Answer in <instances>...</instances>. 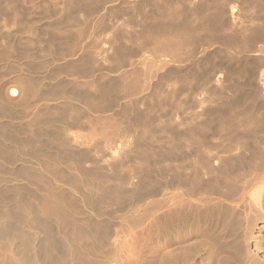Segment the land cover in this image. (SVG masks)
<instances>
[{
	"label": "bare ground",
	"instance_id": "1",
	"mask_svg": "<svg viewBox=\"0 0 264 264\" xmlns=\"http://www.w3.org/2000/svg\"><path fill=\"white\" fill-rule=\"evenodd\" d=\"M83 1L62 0L60 7L61 21L57 22L56 29L53 26L54 24H52L53 31H69L68 26L73 22V16L77 12H81L84 16H90L88 9L93 6L94 2L88 6L87 3L83 4ZM157 1L163 4L161 10L163 14L156 15L159 16L158 19L162 23L154 28L155 31L148 32V25L144 26L143 22V19L146 20L147 18L148 20L152 13L148 12V14L143 15L137 25L140 26L139 32L130 36L132 40L139 44V51H148L154 58L158 59L154 61L155 63L157 62L156 64L154 63L156 68L154 67L155 65H152L155 71L153 70V74L150 73V80L146 74L142 77L146 81L143 84L145 88L142 86L138 89L141 93L146 94V98L148 93L151 94L149 97L152 99L148 97L149 101L151 99L149 103L144 96L141 97L144 99H142L141 103L147 107L148 115L135 116L130 112V109L129 111L125 110L126 112L123 111L124 113L120 111L121 109H118L121 114L114 113L116 117L110 118L112 120L110 128L114 130L111 135L106 137L103 135L104 133L100 132L101 126L105 127L106 125L107 121L105 118L98 115L94 120L95 125L92 121L87 122V124L85 121L87 116L82 112L81 107L70 105V111L65 119L62 120L59 117L53 119L52 131L47 134V137H44L45 131L43 133V130L39 129V127L30 129L28 137L26 135L24 137L21 128L14 123L15 111H12L11 108L9 109L10 105L5 101L0 87V117H5L8 120L4 119L5 122L0 123V181L1 177H3L2 170L5 171L3 167L5 162L12 161L23 155L33 158L35 164L32 159L31 168L16 170L9 175V179L15 182L26 180L30 183H38L37 187L41 195L37 198L34 197L33 202L31 201L33 204L36 203L35 206L31 202L24 203L23 199H20L18 207L26 215L28 221L29 219L37 221L38 211L41 216L47 219L51 218L56 224V227H52L50 224L46 226L37 222L39 226L36 227L34 225L36 222H21L22 226L30 228L25 231L22 228H15V224H13L15 223L13 220L16 219L15 212L13 214L6 211L0 212V234L7 236L14 247V254L5 262H0V264H122V253H124L127 244L124 233L127 231H124L125 226H135L149 217L154 218V222H158V226H160L166 237V243L170 247L168 256H164L166 258L161 264H182L185 260H192L193 264H243V259L239 260L240 257L238 258L237 256L238 259L234 257L236 255V247L238 248L241 240V234L239 233L241 226L236 225V221L233 219L236 215L233 212L235 211L233 210L234 208L231 211L229 206L225 207L222 204H224L225 200H228L235 207H238L239 203L245 198L246 189L250 185L253 187L264 183V110H259L256 105H252L255 102L254 99V102H251L253 101L252 99L244 101V97L242 101L229 103V114L223 115L217 111L207 109L209 107L204 108L197 115L198 117L205 116L206 119L202 125L194 126V128H190L191 130L188 129L178 133L175 129H169L161 124H165V121L170 117L172 120V116L176 120L181 118L179 122L181 125L191 124L189 118L183 116L185 114L181 115L183 111H179L192 109L194 106H192L190 101L181 99L179 96L184 93L192 94L190 96H193V93L195 94L197 90L205 87V82L209 80L208 78L210 80L213 79L217 86L222 84V87H226V81H228L229 76L231 77L230 74L234 72V70H230L226 60L209 61L202 66L203 68L198 76H193L189 73L182 75L175 68V65L184 62L190 61L194 63L191 60L193 56H196V53H201L197 52L198 48L205 47V45L212 46L211 44L215 43V40L217 42V39L233 42L234 44L232 43V45H241L247 54L255 53L259 57V60L256 61L262 66V68L260 67L262 70L259 72L258 86L256 84L258 89L254 85L256 81L253 80L256 75L253 79L250 76L249 80L251 78V80L255 81L254 84L250 85L252 87L254 85L253 88L258 90V96H255L256 100H264V0H210V2L208 0H200L199 4L196 5L192 0ZM137 3L135 5L136 8L139 6ZM193 3L194 5H192ZM203 5H206V7L208 5L206 11L209 13L208 8H211L209 10L211 13L207 15L200 14L199 7ZM8 8L9 5H6V13L3 16L0 12V17L5 23L16 24L19 28L26 26L32 29L31 23L25 21L22 18V14H18V12L13 10L10 13ZM213 8L215 11H219L223 18L226 17L230 20V23L227 22L229 28L219 26L221 15L218 16L220 19H217L216 15L219 14L216 13L215 15ZM161 16H163L162 19L160 18ZM155 17H153V20L156 22L157 18ZM94 20L95 18L90 17L91 22ZM153 20L151 19L152 23ZM240 23H242L241 26ZM215 26H219L218 31L224 30H221V28H226V31L228 29L230 31L228 33L225 32L226 35L216 33L214 32ZM236 26L241 28L232 30ZM72 27H75L74 30L77 33L76 40L71 44L65 45L61 53L73 52L78 44L83 42L84 38L94 35L91 30L88 31L84 26L78 25L76 22H74ZM200 30H203V33L207 31L206 34L204 33L205 36L204 34L200 35ZM33 32H35V28ZM36 36L38 41L45 40L49 44V41L53 40L51 36L47 39L40 33L36 34ZM33 37L34 35L31 38ZM117 39L118 36L114 32L107 40L110 45L109 52L111 49L110 53H112L114 58V60L108 61L115 62V70L120 72V74L118 72L120 79L131 78L133 87L137 90L140 85V83L138 84V75L144 69L145 62L144 60H129L133 57V51H129L126 48L128 51L122 53L121 47L117 45ZM9 48L11 49L12 46L10 45ZM102 52L101 54L105 53V51ZM205 61L207 62V60ZM31 63L30 61L27 67L28 73H23L28 76L21 74L19 70V67L21 68L20 60H13V63L10 64L11 69H8L14 70L13 75L24 83L29 94L40 96V89H37V85L40 86L41 80L32 76V73L39 69L42 64L40 62H38L40 63L39 65ZM93 64L94 62L91 63V60H77L69 65V71L73 75L82 77L84 82L81 83L85 87L91 88L95 93L96 91L101 93L104 90L103 83L102 80L98 79L100 77L97 78L95 71L93 72V68H91ZM6 65L7 61L5 67H7ZM171 66L174 67L173 71L169 70ZM249 66H251V63ZM252 66L253 68H258L255 64H252ZM260 69L258 68L256 71ZM115 70L114 72H116ZM237 71L235 70V72ZM254 72L255 68L254 71L252 70L253 75ZM107 73H109L108 70H106ZM238 73H240V69ZM168 80L171 81L168 85L170 90L166 92V89H164V91L170 94V97L163 101H158L156 98L157 101H155L156 93L159 92L157 91L160 87L159 82ZM156 81L158 83L155 84ZM223 83L225 84L224 86ZM108 87L107 93L112 86L109 85ZM68 91H70L69 93L74 92V90L73 92L71 90ZM10 93L15 95V89H11ZM97 93L95 96H97ZM107 93H104V95ZM212 93L211 91L210 95ZM74 94L76 95V93ZM102 97L103 95L100 98ZM212 98L213 96L210 100ZM111 99L113 100V98ZM112 100L111 102H114ZM206 101V97L201 98L198 106L203 107V103ZM106 103L99 104V102L91 101L89 106L92 105L91 107L94 108L93 112L96 110L100 114L106 112L108 106L105 105ZM227 103L225 104L227 105ZM193 105H195L194 102ZM195 106L197 107V105ZM24 107L28 109L29 104H23L22 108ZM36 124L37 126L39 125L38 122ZM73 125L79 130L74 135L67 132L68 127ZM146 132H148V140L156 139L158 132L163 133V136L167 137V141H169V146L166 150H159L156 155H159L158 157L163 160L171 159L177 162L174 165L170 164V161L167 162L169 164L166 163L165 174L163 173L162 178H157V181L155 179L152 180L150 177L152 175L148 168L152 165L151 160L147 158L139 159L134 152L135 148L139 147L141 140L144 139L143 133ZM42 133L44 136H41ZM43 137L47 138L48 143H51L50 145L45 143L48 146L56 144L57 147L59 146V148L63 149L69 147L71 140L76 147L75 149L77 150L78 148L79 151L73 149L74 151L65 153L61 149L51 151L49 148H43ZM158 139H161V137ZM102 145L105 147L98 154ZM220 145H223V149L219 148ZM149 148H145L143 151L150 153ZM184 150L188 151L183 152ZM92 151H95L96 157L98 156L99 158L100 156L105 163L110 162L107 169L109 171H105L101 167L102 165L98 166L100 160L98 158L95 160V156L92 157V154L90 155ZM87 163L91 165L90 168H86ZM18 179L20 180L18 181ZM134 179H137V185L135 186H138V189L124 192L122 186L128 183L135 184L133 183ZM146 180H148V184L144 186ZM0 183L5 185L0 188V199L6 193L12 191L20 192L24 187L21 185L15 186L16 183H9L11 185H8L6 181ZM142 186L143 188L138 191ZM258 189L261 191L260 186ZM258 189H254L251 194L254 201L259 204L253 203L259 206L260 195L258 194L260 191ZM162 192L161 198L153 199L154 201L151 202L153 213L151 211L149 215L148 210L145 209L147 210L146 212L136 214V212L140 211V203L146 198L153 195L157 196L162 194ZM25 194L27 196V192ZM216 200L217 202H215ZM95 201L97 203L103 202V205L106 202L113 206V213H117V217L122 224L123 222L126 223L125 226L123 225L124 228L120 227L121 229L119 231L116 230L114 235L110 231L108 232L105 227L101 233H98L93 223L96 220H93L90 216L92 213L97 216L93 204ZM202 212L206 215L209 223L212 218L218 216L217 218L222 220L220 222L221 226L213 229L210 224L205 223L208 220H205L206 217L203 218ZM78 214H81V216H78ZM82 214L85 216H82ZM237 218L239 219V217ZM237 218L235 219L237 220ZM170 222H179L180 226L188 231V234L192 233V225L197 222L195 226L198 227V231L202 230L205 232L204 236L207 233L210 235L209 238L212 239L211 242L213 241L212 246L215 251L217 253L226 252L224 258L219 262L215 260V255L213 256L212 252H204L203 250L205 249L202 248L204 241H198L192 246L189 245L190 248L189 246H187L188 248L184 247L177 238L172 237V224ZM69 224L70 226H68ZM32 225L37 230L33 231ZM231 230H234V232L238 231L235 233L236 238L234 240L225 239L226 234ZM35 233L38 236L39 245H34L35 242L32 244ZM207 259L211 263H207ZM150 260L148 255H146L140 259L139 264H155Z\"/></svg>",
	"mask_w": 264,
	"mask_h": 264
},
{
	"label": "rangeland",
	"instance_id": "2",
	"mask_svg": "<svg viewBox=\"0 0 264 264\" xmlns=\"http://www.w3.org/2000/svg\"><path fill=\"white\" fill-rule=\"evenodd\" d=\"M61 1L62 0H0V12L2 13V16L6 13V5H9L8 9L10 13H12L11 11L13 10L18 12V14H22V18L25 21H29L32 25V29H29L26 26H22L21 28H19L16 24L5 23L0 17V87L3 97L5 101L10 105V106L8 105L9 109L11 108L12 111H15L14 116L16 117L14 119V123L21 128L24 137H26L29 134L30 129L34 127L35 129L39 127V129L43 130V133L45 131L44 133L45 136L43 133H42L43 135L41 134V136L47 137V134L51 133L52 131L53 119L56 117L62 118V120L65 119L70 111L69 109L70 105L72 106L76 105L81 107L82 112L87 116L85 119L86 123L87 122L89 123L90 121H92L93 123L98 115H101L103 118H105L107 121L106 125L105 127L101 126L100 132L104 133L103 135L107 137L108 135H111L112 131L114 130L113 128H110L112 124L111 119L113 117H116L114 113L121 114L120 111L124 113L126 112L125 110L129 111L130 109V112L133 113L135 116L148 115V109L145 105L141 103L144 100L141 97L144 96V98L147 99L148 100L147 102L149 103L152 99L151 97H149L151 94L148 93L147 95L149 98H151L149 101V98L148 97L146 98V94L143 92L142 94L141 91H139L138 89H140L143 86V84H145L146 82L142 79L143 75L146 74L149 79L151 74L154 73L153 70L156 68L155 64L157 63V62L155 63L154 61L158 59L156 57L154 58V56L150 54L148 51H143V52L139 51L138 50L139 44H137L134 40H132L131 39L132 37L130 36L136 35L139 32L140 26L137 25L143 18V15L148 14V12L150 13L152 12L151 13L152 17L150 15L148 17V20L147 18L146 20L143 19L144 20L143 22L145 24L144 26L148 25V32L152 30L155 31L154 28L157 27L158 24L160 25L162 23L160 22V19H158L159 16L156 15L163 14L161 12L163 8L162 7L163 4L162 2H159L157 0H96V1L84 0L82 3L83 4L87 3L88 6H90L94 2L93 6L90 9H88V11L90 12V16H84L81 12H77L73 16L72 19L73 22L68 26L69 31H57V30L53 31L52 24H54L53 26L56 29V26L58 24L57 22L61 21V14H60ZM192 1L195 3V5L199 4L200 2V0H195V1L192 0ZM208 2H210V0H208ZM136 3L137 5H139L137 8L135 7ZM194 3L192 5H194ZM83 4L81 5L83 6ZM207 7L206 5L199 7L200 14L207 15L211 13V11H209L211 10V8L210 9L208 8L209 13H207L206 11ZM216 8L218 9L217 6ZM158 11H160L161 14ZM216 11L215 13L213 11L212 12L215 15L216 13L218 14L220 13L219 11L217 12ZM220 15L221 14L216 15L217 19L218 18L220 19L221 17V22L219 23V26L229 28L227 26V22L230 23V20L226 17L223 18L222 15L221 16ZM90 17L95 18V20L93 21L95 23L93 25H92L93 22L90 21ZM153 17L157 18L156 22L153 20L154 19ZM124 18H126V20H124ZM160 18L162 19L163 16H161ZM151 19L153 20V23L151 22ZM157 21H159L160 23L159 22L157 23ZM74 22H76L78 25L84 26L85 29H87L88 31L91 30L94 35L92 37L87 36L86 38L83 39V42L81 43L78 42L79 44L73 52L61 53L62 48L65 45L71 44L76 40L77 33L76 30H74L75 27H72ZM155 23H157V25H155ZM241 25L242 23H240V26ZM219 26H215V29L216 27L217 29L216 30L214 29V32L220 34L223 33L224 35H226L225 32L228 33L230 31L229 29L228 31H226V28H221V30L222 29L225 30V31L222 30L223 32L218 31ZM34 28H35V32H33ZM234 28L233 29L230 28V29L236 30V29H240L241 27L236 26ZM114 32L118 36L117 45L121 47L120 48L121 52L126 53V51H128L127 49H129V51H133V57L129 60H135V61L144 60L145 62L144 69H142L138 75V84L140 83V85L137 87V90L134 89L131 78H126L124 80L120 79L121 78L119 76L120 72L115 70V62H111L112 60H114V58L112 56V53H110L111 49L109 52L110 45L107 42V40L109 39L110 35L113 34ZM206 32L207 31H204L205 34ZM38 33H40L42 36L46 37L47 39L51 36L53 40L49 41L50 44L48 43V41L45 40L38 41L36 36V34ZM199 33L200 35L204 34L203 30H200ZM32 35H34L33 38H31ZM200 37L202 38V36ZM232 43L233 42L224 41V39L221 41L217 39V42L215 40V43L211 44L212 46L205 45V47L203 46L198 48L197 52H201V53H196V56L194 55L196 58L193 56L191 60H193L194 63L189 61L175 65L176 67L173 65L175 68H177L176 71L182 73V75H186L189 73L190 75L198 76L200 70L203 68L202 66L207 64L209 61L211 62L212 60H226V63L229 65L230 70L231 71L234 70V72L233 73L231 72L232 73L230 74L231 77L229 76L228 81H226L227 83L224 82L226 84V87H222L221 86L222 84L217 86L213 79L210 80V78H208L209 80L207 79L208 81L205 82V87L197 90L195 94L193 93V96H190L192 94H186V93L179 96L181 99H186L187 101H190L192 103V106H194L193 107L194 109L192 108L193 110L189 108L187 110L182 109L179 111V112L183 111L181 115L185 114L183 116L188 117L189 121H191V124L181 125L179 123L181 118H178L176 120L174 119L175 117L172 116L173 119L171 120L170 117L167 121H165V124L164 123L161 124L162 126H166L169 129L171 128L175 129L178 133H181L183 131H187L190 128H194V126L202 125L206 117L205 116L198 117L197 113H200L204 108L209 107L207 109L213 110L215 112L217 111L220 114L225 115L226 113L229 114L230 111L228 106L229 103H235L237 101H242L244 99H245L244 101H248V99L250 100L254 99L255 102L254 100L251 101L254 102L252 103V105H256L259 110L261 109L264 110V100H260V99L256 100L257 98L255 97L258 96L257 82L259 79V72L262 70L260 69V67L262 68V66H260L256 61L259 60L258 59L259 57L255 53L247 54V52L244 51L243 46L241 45L239 46L237 44L232 45ZM10 45L12 46L11 49L9 48ZM48 46L50 47L48 48ZM203 50H205L204 51L205 53L203 52ZM102 51H105V53L101 54L103 53ZM13 60H20L21 68L19 67V70L21 71L22 75H24L23 73L25 74L28 73L27 67L30 61L32 62L31 64L33 65L36 63L37 65H39L40 63L42 64L40 65L39 69H37L32 73V76L39 78V80H41L40 86L37 85L38 86L37 89L38 88L40 89L39 92L41 93L40 96L29 94L27 87L24 85V83H22L21 80L15 78V76L13 75L14 70H10L11 69L10 64L13 63ZM77 60H89V61L91 60V63L94 62L93 67L91 66V68H93L92 69L93 72L95 71L94 73L96 74L97 78L100 77L98 79L102 80L103 88H104L102 92L106 90L104 93H107V88L109 89L108 87L109 85L112 86L111 90H109V92L105 95L102 92L97 93L96 91L97 96H95L96 93L92 91L91 88L89 89L88 87H85L83 83H81L84 82L83 81L84 79L82 77L73 75L69 71V65L73 62H76ZM205 60H207V62ZM6 61H7V65H6L7 67H5ZM196 61L198 62L195 63ZM248 63L249 64L251 63V66L252 64H255V66H257L260 70L256 71V69L258 68L254 67L255 72L257 73L255 74L254 72L253 75L252 70L254 71V68L252 66L253 68L252 69ZM152 65H155L154 66L155 68ZM173 66H171L169 70L173 71L172 70L174 69ZM146 67L147 69L145 70ZM178 67L181 69H179ZM113 69L116 72H114ZM239 69H240V73L237 74ZM106 70H108L109 72L107 73L108 75L106 74ZM235 70L238 71L235 72ZM111 71L112 73H110ZM247 72L250 75L249 74L247 75ZM255 75L257 76V78ZM24 76H28V75H24ZM250 76L252 79L255 76L253 80H255L256 82L251 80V78L249 80ZM162 82L161 83L159 82L160 87L158 88L159 90H157L159 92L156 93V97L154 96L155 101L157 100L163 101L170 97V94L166 92L170 90L168 85L171 81L168 80L165 81L164 83ZM156 83L158 82L156 81L155 84ZM224 83L223 86L225 85ZM82 84L84 85V87H82L83 86ZM250 84L251 85L254 84L255 86L257 84L256 86L257 89L256 88L254 89L253 88L254 85L252 87ZM11 89H15V95H12L10 93ZM164 89H166V92L164 91ZM68 90H71V92H73L74 90L73 93H76V95L74 94L75 95L74 96L73 93H69L70 91ZM211 91L213 93L210 95ZM102 95L103 97L100 98ZM212 96L213 98L212 100H210ZM110 97L113 98L114 102H111L112 99ZM204 97L207 98V101L203 103V107L198 106V104L200 103V99ZM90 100L92 102L93 101L97 103L99 102V104H104L108 101L107 102L108 104L107 103L105 104L108 105L106 112H102L100 114L96 110L95 112H93L94 108L91 107L92 105L89 106V103H91ZM193 102L195 105H197V107L193 105ZM25 103L29 104L28 109L25 107L22 108V105ZM225 103H227V105ZM132 105L134 106L132 107ZM115 109L116 110L121 109V110L120 111L118 110L119 111L118 112ZM4 119L8 121L7 118L0 117V121L3 120L0 123H4L5 122ZM222 119H226V118H222ZM36 122H38L40 126L39 125L37 126ZM93 124L95 125V122ZM78 131L79 130L75 125L68 127L67 130V132L71 133L72 135L78 133ZM156 136H157L156 139L148 140V132L143 133L144 139L141 140V143L139 142L141 146L139 145V147L135 148L134 151L137 158L139 159L147 158L148 160H151L152 165L150 168H148V170L151 172L152 175L150 177L152 178V180L155 179V181L163 177V173L165 174V168L167 167V164L170 163L174 165L177 163L176 161L171 159L163 160L158 157L159 155H156V153L159 150H163V149L166 150L167 147L169 146L168 144L169 141H167V137L163 136V133L158 132ZM44 137L42 139L43 148L44 147L49 148L51 151H56L58 149H61V151L65 153L76 150L75 149L76 147L73 145L72 143L73 141L71 140H70V145H68L70 148L67 147V149H63L61 147L59 148V146L57 147L56 144H52L53 146H48L47 144L50 145L51 143H48L47 138ZM159 137H161V139H158ZM104 147H105L104 145L101 146V148L99 149L100 152H98V154L101 153ZM148 147H150L149 148L150 153L144 152L143 150ZM219 148L223 149V145H220ZM77 150L79 151L78 148ZM186 151L188 150H184L183 152ZM90 155L92 157L95 156L94 157L95 160L96 158H98V156L96 157L97 154L95 155V151H92ZM32 159L33 158H30V156L28 155H23L17 157L16 159H13L12 161L5 162L3 166L5 171L2 170L3 177H1V181H0V182L6 181L8 185L16 183V185L14 184L15 186H20V185L24 186L20 190V192L12 191L6 193L5 196L2 199H0V212L6 211L9 213L12 212V214L15 212L16 219L13 220L15 222L13 223L15 224V228L16 227L22 228L25 231L29 230L30 228L26 226H22L21 222H36L34 223L36 227L39 226L37 222L43 223L46 226L47 225L49 226L50 224L52 225V227H56L54 220H52L51 218L47 219L41 216L37 210H36L38 217L37 221H31L30 219L28 221L26 215L18 207L20 205V199H23L24 203L31 201L33 202L34 197L37 198L41 195V192L37 187L38 183H33V182L30 183L29 181L26 180L25 181L23 180L21 182H17V181L15 182L9 179L10 178L9 175L12 174V172H15L16 170L19 171L21 169L26 170L27 168H31V164L34 163V159L33 160ZM98 159L100 160L99 164L97 163L98 166L102 165L101 167L104 168L105 171H109L107 169L110 165V162L105 163V161L101 160L100 156ZM31 160L33 161V163L31 162ZM171 161L175 163L173 162L171 163ZM87 165L86 168L88 167L90 168L91 165H89L88 163ZM19 180L20 179H18V181ZM133 183L135 184L128 183L125 184V186L123 185L124 187L122 186V190L124 192H129L133 189L136 188L138 189V186H135L137 185V179H134ZM147 184H148V180L145 181L144 186H146ZM3 186L5 185L0 183V188ZM255 186L252 187V185H250L249 188L246 189L245 198L242 201L243 203L241 201H240L241 203H239L240 208L239 206L235 207L234 204H231V202L228 200H225L224 204H222L225 207L229 206V210L231 209V211L233 210L237 211V212L233 211L236 214L233 217V219L236 221L235 222L236 225L241 226L239 232L241 234L240 236L241 240H240V244H238L239 246L237 245L238 248L236 247V255L234 257L237 258L238 256V258L240 257L239 260L243 259V264H264V187H263L264 183ZM259 186L261 187V191L260 189H258ZM142 188L143 186L140 187L138 191H140ZM254 189L255 190L258 189V191H260L258 194L260 195L259 206L257 205L259 203L254 201L253 195L251 194L253 193ZM26 192H27V196L25 194ZM162 195L163 192L162 194H159L157 196L153 195L146 198L142 203L139 204L141 205L140 211L136 212V214L137 215L140 213L142 214L148 210V214L150 215L151 214L150 212L153 210V206H151L152 205L151 202L154 201L153 199L157 200V198L158 199L161 198ZM215 202H217V200ZM253 202H256L257 204ZM93 204L95 207L94 210H96L95 212L97 213V216L98 215L99 216L98 217L95 216L96 214L94 215V213H92L93 215L90 214V216L93 218V220H96L93 223L98 233H101L105 227L108 232L110 231V233L114 235L116 230L119 231L121 229L120 227L124 228L126 223L123 222L122 224L121 220L117 217V213H113V206H110L106 202H104L103 205V202L97 203V201H95ZM229 204H231L232 206ZM33 205L35 206L36 203H34ZM35 208L37 209V207ZM201 214L204 215L203 218L206 217L204 212H202ZM78 216H81V214H78ZM82 216L85 215L82 214ZM237 217H239V219ZM216 218H212L211 222L209 223V220L206 217L205 220L206 221L208 220V222L205 223L210 224L213 229H217L221 226L220 222H222V220ZM235 218H237V220ZM238 220L239 222H237ZM170 223L172 224L171 225L172 237L177 238L181 242V245H183L184 247H187L189 245L192 246L198 241L199 242L204 241L203 244L204 246H202V248L205 249L203 250L204 252L206 253L212 252V255L213 256L215 255L214 256L215 260L219 262L221 261L222 258H224L226 252L217 253L215 251V248L212 246L213 241L211 242L212 239L209 238L210 235H208L207 233V235L204 236L205 232H203L202 230L198 231V227L195 226L197 222H194L196 224L192 225V233H191L192 235L188 234V231L182 226H180L179 222H170ZM68 226H70V224ZM124 229H125L124 231L127 230L126 231L127 233L124 232L125 238L127 240V244L124 253H122V264H139L140 259L145 257L146 255H148V258L152 260L150 261L155 264H161L162 262H164L165 258L168 256L169 253L168 250H170V247L166 243L167 242L166 237L163 231L161 230L160 226H158V222H154V218L152 219V217H149L148 219L142 220L135 226L127 227L126 225ZM32 230L33 231L37 230V228L33 226ZM197 231L200 233H198ZM236 232H234V230H231L230 232H228V234H226L225 239L234 240V238H236L235 237ZM33 243L34 245H39V240L36 233L32 240V244ZM13 254H14V247L12 243L7 238V236L0 234V262H5V260L10 258V256H12ZM164 256L166 257L164 258ZM208 262H210L209 259H207V263ZM182 264H193V262L192 260H185Z\"/></svg>",
	"mask_w": 264,
	"mask_h": 264
}]
</instances>
